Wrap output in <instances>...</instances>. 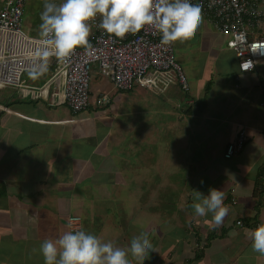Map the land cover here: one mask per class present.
Returning <instances> with one entry per match:
<instances>
[{"label": "crops", "instance_id": "crops-1", "mask_svg": "<svg viewBox=\"0 0 264 264\" xmlns=\"http://www.w3.org/2000/svg\"><path fill=\"white\" fill-rule=\"evenodd\" d=\"M260 4L264 7V0ZM2 6L3 0H0V9ZM250 34L253 38L264 37V16ZM196 42L192 41L190 47ZM230 49L231 52L222 55V51L215 52L210 60L204 56L205 65L202 70H196L198 77L192 81V87L187 75L188 90H184L177 80L163 92L150 90L164 95V101L169 106L163 103L166 110L163 115L179 117V123L177 119H168L173 121L161 125L167 128L166 131H176L186 123L207 134L211 146L208 161L201 162L206 158L204 154L197 155L202 151L199 150L202 142L197 137L187 141V135H184L186 129L182 128L178 136L180 144L185 142L181 146L182 152L195 155V159L197 155V162L193 168H188L186 166L191 163L184 164V155L181 162L178 156L173 158L174 161L170 157V163L176 167L171 172L168 164L167 176L171 173L179 177L175 180L159 178L163 183L159 190L168 187L180 191L182 175L186 174L190 180L193 175L199 176L193 187L191 185L192 193L188 194V201H185L187 211L182 215H172L174 221L163 218L166 221H161L159 225V219L150 220L146 227V219L135 222L129 215L117 218L116 208L115 216L109 221L99 219L96 227L87 225L86 215L79 214L82 216L80 228L120 247H128L134 236L146 232L155 249L146 254L148 256L142 264H264V253L252 248L250 236L251 229L264 223V58L259 60L254 70L244 72L239 68L235 50ZM215 60L217 71L211 66ZM56 64L55 60H51L40 72L37 71V84L31 86H44L56 70ZM93 79H97V84L103 79L111 82L99 72ZM14 87L18 90L17 95H11L9 103L0 102V264H44L39 250L41 241L58 238L70 230L69 216L75 212L71 210V195L67 193L71 191L72 196H76L85 183H89L93 190L95 186L109 184L116 187L126 185L130 180L135 182V172L125 177L118 175L135 156H125L121 152L122 142H118L117 135L121 123L117 120V111L108 108L112 102L108 94L101 91L95 93L92 88L88 108L75 113L64 103L62 86L57 82L48 88L46 96H40L56 108L66 105L70 111L69 115L64 110L50 114L16 100L29 92L38 95V91ZM100 95L108 96L109 102L98 104ZM136 112L133 109L127 113L130 117L122 127L131 124ZM240 128L248 134L244 148L236 156L226 158L227 145ZM158 131L161 134L160 129ZM217 134H220V149L212 145V139ZM189 139L192 140V137ZM72 141L82 152V159L72 156L70 170L65 172V159H70L71 153H74L71 152ZM117 153L121 159H117ZM55 160L60 161L57 172L54 171ZM115 161L120 162L122 168L112 167ZM157 173L159 175L160 172ZM213 187L224 191V202L229 212L220 225L210 226L211 213L199 216L192 204L196 190L207 193ZM135 189H139V183ZM139 201L138 197L136 202ZM66 202L67 205L64 204ZM116 203L118 205L120 200ZM124 221L126 227L122 230ZM91 223L94 221L91 220ZM171 237L179 242H171ZM129 257L133 264H139L131 253Z\"/></svg>", "mask_w": 264, "mask_h": 264}, {"label": "rangeland", "instance_id": "rangeland-1", "mask_svg": "<svg viewBox=\"0 0 264 264\" xmlns=\"http://www.w3.org/2000/svg\"><path fill=\"white\" fill-rule=\"evenodd\" d=\"M43 7L44 0H27L22 20V28L27 34L34 37L41 36L42 22L40 13L43 10ZM225 36L226 35H221L218 30L213 27L211 21L202 15V20L197 30L187 39L176 41L175 58L189 76L191 87L192 81L197 80L196 77H198V72L196 70H202L205 65V63H203V61H205L204 56L210 60V56L214 55L215 52L220 53L222 51L220 55L231 52V49L227 46V40L229 36ZM195 40H197V42L194 43L192 47H190L191 42ZM191 48L194 49L191 50ZM50 61L51 60H49V62ZM216 64V60L213 62V64H211L214 71H217V68L214 67ZM92 71L93 75L98 74V63L93 65ZM31 73L32 71L24 72L21 79L23 84H37L35 76H33ZM173 80H175V73H173ZM92 88L95 89V93L101 91V93H106L110 96L112 102L109 104L108 108L117 111V120L121 123V126L119 125L118 127L119 133H117L119 137L118 142L119 140L122 142V145L120 146L121 152L124 153L125 156L126 154L135 156V159H132V162L129 161L131 164L128 167L127 165L124 166L118 175L125 177L129 173L135 172L134 177L137 181L135 179V182L130 180L125 183L126 185H120L116 187H112L109 184L103 187L95 186L93 187V190L89 183H85L77 192L76 196H72L71 191L67 193H70L69 195H71V198H69L71 201V210L75 212L74 214H85V221L87 225H93L95 227L99 219H105L109 221V218L115 216L116 208L119 214L116 216L120 219L125 218L128 215L131 216V218L133 217L135 222H140L146 219L147 223L150 220L157 221L159 219L157 221L158 225L161 221H166L163 218L174 221L175 219L172 215H182V213L187 211V208L185 207V201H188V194L192 193L191 185L193 187L199 176L193 175L192 180H190L189 177H186V174L182 175L179 182L180 191H178V189L175 190L172 188H168V190H159L160 185L163 184L160 182L159 178H171L175 180L177 177H179L178 174L173 175L171 173H169V176H167L168 173L166 172L168 171V164L171 166V172L176 167L170 163V157L174 158L175 156H178L179 158H183L184 155V164L191 163L190 165L186 166L188 168H193L194 164H196L197 155H206V158L201 162L208 161V154L211 151V146L209 145L207 134L205 135L204 133H200V130L196 129L195 126L190 127L189 124L184 123V125H182L180 123L181 126H183L182 128L186 129L184 131V135H187V141H193L197 137L202 142V145H200L199 149L202 151L200 154L196 155L195 159V155H189L188 151L186 155L184 152H182L181 146H183L185 142L180 144L178 137L182 128H177L176 131H166L167 128L165 126H161L166 122L173 121H168V119H177L176 121L179 123V117L163 115L166 111L165 108H163L164 104L168 105L164 101V95L152 93V91H150L151 89L140 85H136L134 89L129 91L118 90L111 82H108L106 79H103V81L99 84H97V79H95V81L93 79L91 84V89ZM193 90L194 87L191 89V91L193 92ZM17 91L18 90L14 86H5L1 88L0 102L5 104L9 103L8 98L11 95H17ZM31 99L33 100L30 101ZM16 100H18L19 103H23L25 105L28 104L32 107L41 108L50 114H53V112L55 113L56 110H64L65 113L69 115L70 111L66 105L56 108L49 100L44 101L40 95L35 93H26L24 94L23 98L22 96H18ZM18 102L16 103L17 105ZM133 109L137 112L135 113L131 124H129V126L122 127L123 123V125H125L127 117H130V115H127V113L131 112ZM159 122H161V124H159ZM158 129H160L161 134L159 133ZM225 131H227V129H225ZM219 136L220 134H217L216 137L212 139V145L217 149L222 147ZM224 136H226V134ZM189 137H192V140H190ZM175 151L176 154H173ZM71 152L74 153H71L70 159H65L63 169L65 172L70 170L71 164L69 162L71 161L72 156L81 157L80 159H82V152L76 146L75 141L71 142ZM116 156L117 159L122 158L119 153H117ZM110 162L107 165H109ZM59 163V160L53 161V164L55 165L54 171H56V167L59 165ZM111 166L121 167V164L120 162L115 161L111 164ZM155 172H160L161 175L159 173V176H156L155 178ZM182 178L184 180H182ZM156 180L157 182L154 184L153 182ZM219 180L220 178L217 179V181ZM137 183H139V189H135V187H137ZM144 183H146L148 187L146 190L143 185ZM94 197H96V199ZM138 197L140 201L137 203L136 200ZM117 200H120L118 205L116 203ZM52 201L55 202V199H52ZM133 202H135V206L133 205ZM64 204L67 205V202ZM91 220H93L94 223H91ZM145 226L148 227V223L145 224ZM125 227L126 222L124 221L122 230H125ZM161 228L164 230V226ZM93 230L95 231L96 229ZM171 242L178 243L179 241L175 238H172Z\"/></svg>", "mask_w": 264, "mask_h": 264}, {"label": "built area", "instance_id": "built-area-1", "mask_svg": "<svg viewBox=\"0 0 264 264\" xmlns=\"http://www.w3.org/2000/svg\"><path fill=\"white\" fill-rule=\"evenodd\" d=\"M262 0H200L201 14L222 34L229 36L227 45L233 48L241 71H252L264 58V37L253 38L250 31L264 16ZM27 0H3L0 9V89L17 86L46 96L55 83L62 86L64 103L73 112L85 111L91 102L93 65L99 64V74L108 78L119 90H131L140 85L163 92L175 80L184 90L190 88L189 79L176 61V41L166 42L151 26L124 37H116L100 27L98 14L89 23L91 31L88 43L77 46L72 55L60 59L49 52L44 55V37H34L22 28ZM49 60H55L56 70L44 86L24 85L22 75L26 71H39ZM175 73V80H173ZM109 98L100 95L98 104H106ZM247 132L240 128L229 142L225 157L231 158L242 151ZM235 201V199H233ZM71 230L79 229L80 215L69 216ZM240 223V222H239Z\"/></svg>", "mask_w": 264, "mask_h": 264}, {"label": "clouds", "instance_id": "clouds-1", "mask_svg": "<svg viewBox=\"0 0 264 264\" xmlns=\"http://www.w3.org/2000/svg\"><path fill=\"white\" fill-rule=\"evenodd\" d=\"M98 14L100 27L116 37L151 26L166 42L187 39L202 20L200 0H44L40 13L44 55L51 52L60 59L69 58L77 46L88 43L89 21ZM193 195L195 213H211L210 226L220 225L229 212L224 191L213 187ZM250 236L252 248L264 253V223L251 229ZM152 249L146 232L134 236L128 247H120L83 228L46 238L39 247L44 264H133L129 253L142 264Z\"/></svg>", "mask_w": 264, "mask_h": 264}, {"label": "trees", "instance_id": "trees-1", "mask_svg": "<svg viewBox=\"0 0 264 264\" xmlns=\"http://www.w3.org/2000/svg\"><path fill=\"white\" fill-rule=\"evenodd\" d=\"M171 158L173 159V157H171ZM178 158H179V157H178ZM180 159H181V160H180ZM174 160H175V159H173L172 161H174ZM179 160H180V162H181V161L183 160V158H179ZM156 176H159V175H158V173L155 172L154 177L156 178ZM155 182H157V180L154 181L153 183L155 184ZM143 185H144V188H145V190H146V189L148 188V187H147V184L144 183ZM153 186H154V185H153ZM153 186H151V187H153ZM156 186H157V185H156ZM149 187H150V186H149ZM164 190H165V189H164ZM166 190H168V187L166 188Z\"/></svg>", "mask_w": 264, "mask_h": 264}]
</instances>
